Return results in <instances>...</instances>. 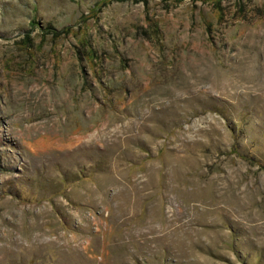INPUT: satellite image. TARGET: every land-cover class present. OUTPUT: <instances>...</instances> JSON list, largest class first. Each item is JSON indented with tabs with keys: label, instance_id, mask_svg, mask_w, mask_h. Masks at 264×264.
Instances as JSON below:
<instances>
[{
	"label": "rangeland",
	"instance_id": "rangeland-1",
	"mask_svg": "<svg viewBox=\"0 0 264 264\" xmlns=\"http://www.w3.org/2000/svg\"><path fill=\"white\" fill-rule=\"evenodd\" d=\"M0 264H264V0H0Z\"/></svg>",
	"mask_w": 264,
	"mask_h": 264
}]
</instances>
